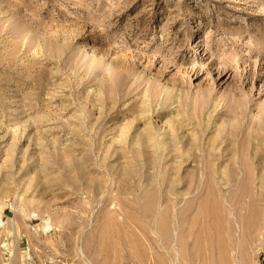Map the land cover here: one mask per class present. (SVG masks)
<instances>
[{"label": "rangeland", "instance_id": "obj_1", "mask_svg": "<svg viewBox=\"0 0 264 264\" xmlns=\"http://www.w3.org/2000/svg\"><path fill=\"white\" fill-rule=\"evenodd\" d=\"M263 177L264 0H0V264H264Z\"/></svg>", "mask_w": 264, "mask_h": 264}, {"label": "bare ground", "instance_id": "obj_2", "mask_svg": "<svg viewBox=\"0 0 264 264\" xmlns=\"http://www.w3.org/2000/svg\"><path fill=\"white\" fill-rule=\"evenodd\" d=\"M236 163H237V162L233 163L234 166H232V167L235 168V171L237 172V165H236ZM241 171H242V170H241ZM237 173H238V172H237ZM260 180H261V184H264V177H263V178H260ZM261 190L264 191V189H261ZM263 191H262V192H263ZM262 192L259 193V195H260V196L258 197V201H259V202H262V201L264 202V193H262Z\"/></svg>", "mask_w": 264, "mask_h": 264}]
</instances>
